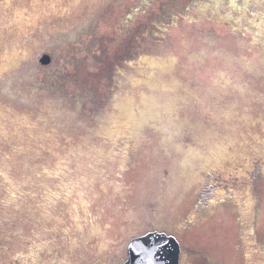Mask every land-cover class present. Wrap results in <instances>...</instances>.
Listing matches in <instances>:
<instances>
[{
    "label": "rangeland",
    "instance_id": "374dc122",
    "mask_svg": "<svg viewBox=\"0 0 264 264\" xmlns=\"http://www.w3.org/2000/svg\"><path fill=\"white\" fill-rule=\"evenodd\" d=\"M229 151L264 166V0H0V264H124L160 232L264 264V169L179 229Z\"/></svg>",
    "mask_w": 264,
    "mask_h": 264
},
{
    "label": "flooded vegetation",
    "instance_id": "af4514ba",
    "mask_svg": "<svg viewBox=\"0 0 264 264\" xmlns=\"http://www.w3.org/2000/svg\"><path fill=\"white\" fill-rule=\"evenodd\" d=\"M24 42H27V40L24 39ZM44 53H47V52H43L41 53V55ZM39 58L40 57H38V63H39ZM50 63L45 64V65H49ZM41 65H44V64H41ZM223 159L224 160L222 163H214L208 169L204 170L200 174L201 183H200V187L198 188V192L195 196V199L192 203L191 211L187 212L184 215H181L178 221L179 229L182 232H188L190 229H192L196 224V219H198L199 216H202L204 213H206L210 208L212 209L216 205L219 206L222 204H228V202H231V200H233L232 197L227 195L226 197H223V199L218 202H214L209 205L205 203L206 206L200 204V198L202 197V194L204 193V191L208 189L207 186L210 185L209 182L212 179L217 180L220 173H223V172L225 173L235 172L237 174L240 173V177H243L246 179L245 181L243 180V182L249 183L250 187L252 186L254 187L257 181L261 179L264 166H261L260 165L261 162L258 161L259 159L256 157H252L251 154L246 153V155L241 157L239 154L229 151L225 154ZM215 185L216 183L212 186V188ZM246 195L248 196L250 200H252V211H251V215L249 219L246 220L245 227L247 228L246 231L249 234H252L256 226L258 196L254 192V190L248 191ZM127 245H128V241L126 243V259H127ZM182 255H184L185 257L188 255L187 256L188 258L191 256L193 257L196 256L198 259H201L204 261L202 264H215V262L209 256L201 255V253H199L198 251L197 252L193 251L192 253L191 251L184 250L182 246H181L179 264H181ZM95 264H102V263L100 261H97ZM186 264H201V263H197L194 261L190 263L187 261Z\"/></svg>",
    "mask_w": 264,
    "mask_h": 264
},
{
    "label": "water",
    "instance_id": "95a60500",
    "mask_svg": "<svg viewBox=\"0 0 264 264\" xmlns=\"http://www.w3.org/2000/svg\"><path fill=\"white\" fill-rule=\"evenodd\" d=\"M51 56L44 53L40 64H48ZM181 245L178 239L166 232L150 235L147 239L133 238L127 245V261L124 264H179Z\"/></svg>",
    "mask_w": 264,
    "mask_h": 264
},
{
    "label": "trees",
    "instance_id": "16d2710c",
    "mask_svg": "<svg viewBox=\"0 0 264 264\" xmlns=\"http://www.w3.org/2000/svg\"><path fill=\"white\" fill-rule=\"evenodd\" d=\"M205 195H206V194H205V193H203L201 198H203ZM201 198H200V201H201Z\"/></svg>",
    "mask_w": 264,
    "mask_h": 264
}]
</instances>
